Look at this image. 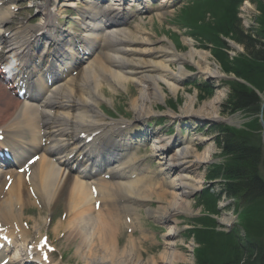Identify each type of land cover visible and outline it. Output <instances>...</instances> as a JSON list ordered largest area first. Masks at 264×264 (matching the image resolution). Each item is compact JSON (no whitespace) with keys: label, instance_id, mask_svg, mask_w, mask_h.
I'll list each match as a JSON object with an SVG mask.
<instances>
[{"label":"bare ground","instance_id":"obj_1","mask_svg":"<svg viewBox=\"0 0 264 264\" xmlns=\"http://www.w3.org/2000/svg\"><path fill=\"white\" fill-rule=\"evenodd\" d=\"M13 1L0 0V27L13 18L15 9L11 6ZM90 4L92 5L78 14L80 19L86 17L87 21L91 22L87 25L91 34L86 35L87 39H84L87 48L82 49L86 54H91L95 48L93 44L99 43L97 47L104 52L99 57L95 56L87 61L81 79L69 77L54 86L52 81L48 80L52 87L45 88L44 92H48L46 97L35 96L26 100L14 99L6 95L0 87V112L1 109L6 111L0 116V131L4 134V144L15 154V157L20 155L26 160L29 155L37 156L31 165L25 166L22 175L11 171H0V181L2 179L5 185L10 182L7 190H3L0 185V229H2L0 237L12 242L13 247L20 241V247L7 264H25L28 260L33 261L32 264H51L48 263L49 258L47 262H44L38 255L41 251L38 248L39 240L37 245L30 247V232L21 224L23 221L27 224L31 223L33 233L38 238L46 236L48 229L44 228L42 221L33 222L32 218L25 219L23 214L34 206L49 212V204L62 199L65 203L66 217L60 221L64 224L58 222L50 229V233L52 232L54 236L63 237L60 240L63 244L62 249L59 251L74 245L75 251L72 258H76L79 264H143V254H147L143 250V245L147 240L153 239V234L143 229L140 215L135 209L142 207L146 216L156 222H172L177 220L180 214L189 212L190 204L187 199L200 190L201 183L194 180L193 173L204 161L202 154L195 155L196 145L192 139L158 140L157 142L161 145V154L158 155L159 162H155L158 168L153 172L147 169L135 172L129 156L131 154L128 152L123 154L126 156L124 161L113 171L108 172L112 176L108 181L102 179L92 181L86 173L82 171L72 173L68 169L70 156L77 155L79 159L89 163L87 154L89 156L97 154L111 141L104 131L102 132L104 134H98L104 127L101 123L103 119L100 118V108L108 105L112 99H105L106 95L98 87V83L92 84V76L95 75L96 70L104 72L107 67L120 69L119 74L109 69L104 76L108 77L117 89L118 87L125 89L128 84L147 89V93H140V103L148 104L150 101H163L165 91L173 96L176 95L180 89L179 86L189 77L185 67L191 65L201 70L206 58V54L193 48L190 40H182V45L188 50L185 53H178L172 44L167 47L163 41L154 42L151 38L133 37L120 28L117 22L107 23V16L113 10L117 11L121 8L117 9L120 6L118 2L103 6L104 3L99 0H92ZM68 6L74 7V5ZM158 8L159 6L157 16L162 17L163 13ZM46 17L47 20L50 18L48 15ZM136 27L137 30H141L138 29L139 24ZM25 31L27 32V30L16 29L11 35L5 37L0 29V44L3 42L6 48L3 64H10L8 66L10 78L15 74L20 78L26 76L24 68L33 61L30 49L34 45L37 48L41 45H37L35 41L31 42L30 39L24 40L22 33ZM52 32L54 33V30H50V26H40L31 32L30 37L37 39L38 33L45 34L47 40L51 41L48 42V46L45 43V47L56 50L58 45L70 49V45L66 44L69 43L70 38L62 39L58 43L56 38H53ZM140 47L144 49H138ZM53 52L56 53V51ZM49 55L51 56L48 67L51 69L54 67V56ZM93 55L96 53L94 52ZM10 57L12 60L9 61ZM248 60L253 61L251 57ZM61 74L57 75V83L61 81H58ZM202 74L207 75L208 71ZM217 74L213 72L210 78L218 80L214 77ZM38 75L42 76V72L39 71ZM149 91L153 97L148 96ZM84 94L88 98L86 101L82 99ZM110 97L113 98L114 95ZM213 102L216 101L213 100ZM70 103L75 107L74 113L80 112L76 117L71 116L74 113L68 109ZM134 104L133 110L139 114L138 117H143L140 108L135 109ZM188 105L184 110L185 113L192 111V101ZM178 115L170 116H174L173 118L181 116ZM215 116H209L212 118L209 120H218L220 123L231 122L217 119ZM49 122L55 129V135L47 128L50 125ZM69 131H77V135L87 133L82 139L85 142L87 138L92 137V144L88 147L86 143L76 142V138H69L73 141L71 144L64 139L55 140L56 137H69ZM127 148L128 145L124 141L123 149ZM172 148L175 149L170 153ZM166 150L170 155L165 164L161 155L164 156ZM57 151H65L67 154L54 159ZM82 170L86 171L87 167H83ZM174 171L176 173L170 176ZM25 174L28 181L24 179ZM26 188H30L33 194L26 192ZM115 201L119 202L121 208ZM152 202L160 206L151 208L149 204ZM96 203L99 204L98 211L93 214ZM123 208H125L124 211ZM76 211L78 214L75 216ZM124 214L130 218V225L125 223ZM45 221L47 222V218ZM123 228L130 231L125 242H122ZM135 232L139 236L137 239L133 237ZM175 232L174 227L166 235L170 238ZM163 246V250L172 251L171 255H168L169 261L165 260L167 253L162 252L158 257H151L144 262L148 264L183 262V257L174 252V244L165 243ZM9 251L8 247L0 249V263L8 258ZM54 251H58V248L55 247Z\"/></svg>","mask_w":264,"mask_h":264},{"label":"rangeland","instance_id":"obj_2","mask_svg":"<svg viewBox=\"0 0 264 264\" xmlns=\"http://www.w3.org/2000/svg\"><path fill=\"white\" fill-rule=\"evenodd\" d=\"M40 2L41 0H17L15 2L17 13L31 8V11L25 13L24 17L19 15L18 20L22 21V19H26V24L28 26L33 25L29 23L30 19H34L37 21L36 23H38V21H40V14L36 6ZM72 2L77 5V9L86 5V3L81 2V0H73ZM154 2H157V0ZM245 4L247 5L245 6ZM183 5H185L184 1H178V4L174 5L175 8L172 12L164 14L165 17H162L163 19L161 21H159V18H156V13L152 10H149V12L145 14H136V16H138V18L142 16L146 19V23L142 28L143 31L150 36L152 41H163L164 44H167V47L173 44L178 53H185L188 50L181 43L183 39L186 38L192 41V46L194 45L193 48H195L196 51H201L203 54H206L201 70L191 65L186 66V74H188L187 76H189V79L187 78L186 81L184 80L185 82L179 86L180 89L177 91L176 95L173 96L171 93L165 91V98L161 102L150 101L148 104L140 103V93H147V89L145 90V88L141 89L140 87H133L130 85H128L130 93L127 96L120 92L114 98H111V95H106L104 93L106 95L105 99H112L109 101V106L104 105L102 108V113L109 119L116 121L126 120L128 123L132 124V122L136 123L138 120L146 122V120L152 116L147 120L146 125H157L158 127L165 124L170 125V137L172 136L175 138H177L176 136L178 135L176 131L187 129L189 131H186V133H189L190 138L196 139V142H194L196 145L195 155H203L202 158L204 162H201L193 173L194 180L197 183H201L199 186L203 188V191L199 192L200 195L198 193L195 195L192 194L187 199L190 204L189 212L180 214L177 220H173L169 223H156L143 214V212L140 213L142 227L145 230L151 231L155 237V241H146L143 245V250L147 252V254H143V264L151 257H158L162 252L167 253L165 260H170L169 256L172 251L163 250V244L167 243V239L175 245V248H173L174 252L183 257V262L175 264H196V249H194L195 244L193 241L198 240L196 235L194 240L188 238V230V233L191 234V228L195 227L196 230L194 232H196L204 225L212 227L214 229L212 231L213 233L233 235L232 233H234V231L240 233L237 229H241V226L237 227L236 223L232 225L235 222L234 219L238 220L239 224L244 219L243 209L236 201V198H238L237 194L231 198L227 197L226 194L223 195V197L219 195V193H221L220 185H222L224 182L223 180H225L224 177H221L223 174L221 171L223 169L229 170V168H233L234 162L230 159L231 157L229 155L222 154L223 150L220 148L221 136L217 133V128L223 126L228 129H231L229 127L237 129L244 124L242 123L243 121H248L244 120L243 117L250 118L245 114L248 113L246 111L232 112V107L228 105L230 89L227 84H229V81H233V78L237 79V77H239V80L241 82L243 81L247 88L250 87V90L252 89V85L257 90L260 88L256 86L261 83V80L260 77H257L254 73V65H264L261 63L255 64V61L253 63L248 60L239 34L249 36L251 32L250 38H254L255 33L264 31V0H210L184 9L182 7ZM127 7L132 8L130 6ZM132 10L135 11V8H132ZM75 17L76 13L74 11L63 12V14L59 15L58 21L61 29L63 30V27H65L66 32L71 33L68 28L70 26L68 25L74 24L73 19ZM150 17H152V22H148ZM138 18L131 20L128 28L135 25ZM176 19L178 22L177 25L174 23ZM172 25L178 26V30L171 27ZM7 26L8 25H5L4 27ZM156 46L160 45L156 44ZM204 71H208V74H202ZM250 71H252V73H250ZM213 72L218 73L217 76H214L218 80L210 78ZM194 84H197L198 87L196 88ZM257 90L255 92L259 94L260 100L263 101L264 90L261 94L258 93ZM148 96L153 97L150 91L148 92ZM213 100L216 102L214 103ZM190 101L193 103L192 111L191 113H185L184 110L189 106L188 104ZM133 104L136 106L135 109L140 108V112H142L145 117H138L139 114L133 110ZM261 105L263 104L260 103V106ZM169 114H179L178 116L181 115L180 117H187L188 119L175 122L170 119ZM212 115H216L215 117L221 120L230 119L232 123L227 127L226 123H220L218 120L211 121L209 119H212L210 118ZM171 123H174V125L171 126ZM259 123V119L254 118L252 126L259 125ZM161 129L165 132L167 131V126ZM261 142V152L262 156H264V141L262 135ZM145 147H147V145ZM150 153L154 154L153 151H146V153H142L141 156ZM148 160L151 162L153 169H156L153 158H149ZM210 171H214V174H220L218 179L210 180ZM257 175L259 179L264 182V157ZM223 189L225 190V186H223ZM206 194H209L210 198L202 200V197ZM224 198L226 200H224ZM151 206L155 208L160 205L153 202ZM237 207H239L240 210L236 212ZM54 211H59V213H61L60 208L54 206L49 212L36 209L32 213L25 215L30 217V219L32 218L33 222L35 218L39 219L44 223V228L48 229L47 234L50 241L58 248V251L53 255V264H79L76 258H72V256L74 257L75 246L73 245L69 249L62 250L63 252L59 251V249H62L61 246L63 244L60 240L63 239V237L61 235L54 237L52 232L50 233V229L59 220L58 214L52 216ZM258 211H260L259 213H261V215L258 214L257 218H260L259 221H261L256 223V226L259 230L261 229L259 233L264 237V216H262L264 215V208L261 207ZM46 216H48L47 220H50V223L45 221ZM246 223V220L241 223L243 229ZM174 226L177 229V234L172 238H167L166 234L171 231ZM227 227H230L231 230L227 231ZM248 227H250V224H248ZM123 233L122 242H125L128 233L126 230H124ZM31 236L34 239L36 238L33 232ZM133 237L137 239L139 237L138 233H134ZM204 255L206 254L204 253ZM211 258H213L212 255Z\"/></svg>","mask_w":264,"mask_h":264},{"label":"trees","instance_id":"obj_3","mask_svg":"<svg viewBox=\"0 0 264 264\" xmlns=\"http://www.w3.org/2000/svg\"><path fill=\"white\" fill-rule=\"evenodd\" d=\"M239 36L247 57L253 59L251 62L255 61V64L264 65V31L256 33L254 38L242 34ZM254 66V73L261 80V83L256 86H259L262 92L264 90V66H258V64ZM229 89L228 105L232 107V112L246 111L253 117L260 114V101L252 90L234 81L230 82ZM262 115L264 120V107ZM217 133L221 136V150L234 162L233 168L221 171L223 173L221 177L225 180H234L225 185V193L228 197L237 194L238 198L244 202L248 222L244 229L245 239H240L237 232L233 235H222L212 231L197 230L195 235L200 248L196 251V263L264 264V237L259 233L261 229L259 230L256 226V223L261 221L257 218L258 214L261 215L258 209L264 208V182L257 175L262 158L260 126L250 124L247 131L239 132L222 127L217 128ZM212 175L213 178L220 176L218 173Z\"/></svg>","mask_w":264,"mask_h":264},{"label":"water","instance_id":"obj_4","mask_svg":"<svg viewBox=\"0 0 264 264\" xmlns=\"http://www.w3.org/2000/svg\"><path fill=\"white\" fill-rule=\"evenodd\" d=\"M263 129H264V126H263Z\"/></svg>","mask_w":264,"mask_h":264},{"label":"snow or ice","instance_id":"obj_5","mask_svg":"<svg viewBox=\"0 0 264 264\" xmlns=\"http://www.w3.org/2000/svg\"><path fill=\"white\" fill-rule=\"evenodd\" d=\"M23 170V169H22Z\"/></svg>","mask_w":264,"mask_h":264}]
</instances>
